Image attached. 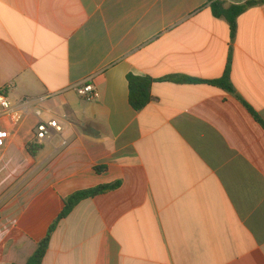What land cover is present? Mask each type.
I'll return each mask as SVG.
<instances>
[{
  "label": "crops",
  "instance_id": "crops-1",
  "mask_svg": "<svg viewBox=\"0 0 264 264\" xmlns=\"http://www.w3.org/2000/svg\"><path fill=\"white\" fill-rule=\"evenodd\" d=\"M211 6L0 0V92L26 112L0 107V264H26L68 196L115 182L58 224L43 264H264V126L243 103L264 123V3L234 33ZM229 60L235 94L208 83ZM130 74L154 80L141 111ZM35 110L63 128L42 145Z\"/></svg>",
  "mask_w": 264,
  "mask_h": 264
},
{
  "label": "trees",
  "instance_id": "trees-1",
  "mask_svg": "<svg viewBox=\"0 0 264 264\" xmlns=\"http://www.w3.org/2000/svg\"><path fill=\"white\" fill-rule=\"evenodd\" d=\"M212 3V12L216 17H226L230 23L231 29L233 33L236 31V21L237 18L242 15L245 11H247L250 7L259 5L264 3V0H254L247 2L240 6H231L226 9L224 7V3L221 0H209ZM166 80L173 81L175 83H200L202 82L199 79H195L188 76H174L167 78ZM129 82V101L131 106L136 111H141L145 107H147L152 101V85L154 80L149 77H139L130 74L128 76ZM212 85H217L223 88L228 93L235 94L234 86L231 82V65L230 60L223 77L219 80L208 82ZM250 110V112L255 116V118L264 126L263 121L259 118V116L247 105L243 102ZM40 146H30L29 152L31 155H36L40 150ZM97 172H102L105 168H96ZM121 186V182H115L107 185H100L94 188L79 190L70 196H68L65 202V208L63 212L59 215L57 220L52 224L49 228L47 236L38 244V247L34 254L30 257L26 264H43V261L47 255L49 250V245L55 232L58 224L65 219L71 211L82 201L87 199L96 198L100 195L112 192L118 189Z\"/></svg>",
  "mask_w": 264,
  "mask_h": 264
},
{
  "label": "built area",
  "instance_id": "built-area-1",
  "mask_svg": "<svg viewBox=\"0 0 264 264\" xmlns=\"http://www.w3.org/2000/svg\"><path fill=\"white\" fill-rule=\"evenodd\" d=\"M75 90L87 102H94L100 98V92L92 80H87L76 86ZM0 107L5 114H9L12 117L15 124L23 121L26 113L25 110L14 108L4 92H0ZM35 114L40 119L35 132V142L38 145H42L47 140H50L53 133H61L63 131V128L56 120H43L40 110H35Z\"/></svg>",
  "mask_w": 264,
  "mask_h": 264
}]
</instances>
